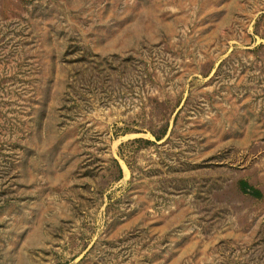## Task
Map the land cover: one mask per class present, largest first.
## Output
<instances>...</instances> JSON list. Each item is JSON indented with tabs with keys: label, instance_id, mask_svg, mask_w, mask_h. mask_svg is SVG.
<instances>
[{
	"label": "rangeland",
	"instance_id": "1",
	"mask_svg": "<svg viewBox=\"0 0 264 264\" xmlns=\"http://www.w3.org/2000/svg\"><path fill=\"white\" fill-rule=\"evenodd\" d=\"M0 264H264V0H0Z\"/></svg>",
	"mask_w": 264,
	"mask_h": 264
}]
</instances>
